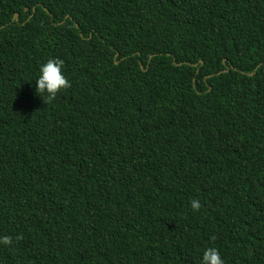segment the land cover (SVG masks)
<instances>
[{"label":"trees","instance_id":"1","mask_svg":"<svg viewBox=\"0 0 264 264\" xmlns=\"http://www.w3.org/2000/svg\"><path fill=\"white\" fill-rule=\"evenodd\" d=\"M4 236L0 264H264V0H0Z\"/></svg>","mask_w":264,"mask_h":264},{"label":"clouds","instance_id":"2","mask_svg":"<svg viewBox=\"0 0 264 264\" xmlns=\"http://www.w3.org/2000/svg\"><path fill=\"white\" fill-rule=\"evenodd\" d=\"M63 65V60L49 59L39 68L40 75L35 80L36 91L41 97L42 94L46 93L42 98L46 105L54 101L61 90L71 87L70 82L63 74ZM240 148H242V146L237 145L235 150ZM190 206L193 211H198L202 207L200 202L195 198L190 201ZM211 239L215 240L216 237L213 236ZM12 242L13 239L11 236L0 238V243L6 246L11 245ZM202 264H224V261L216 248L208 247L203 253Z\"/></svg>","mask_w":264,"mask_h":264},{"label":"water","instance_id":"3","mask_svg":"<svg viewBox=\"0 0 264 264\" xmlns=\"http://www.w3.org/2000/svg\"><path fill=\"white\" fill-rule=\"evenodd\" d=\"M15 18H17V15H15Z\"/></svg>","mask_w":264,"mask_h":264}]
</instances>
